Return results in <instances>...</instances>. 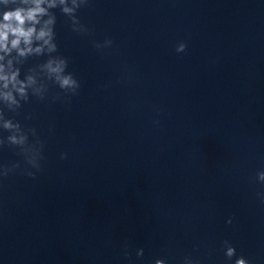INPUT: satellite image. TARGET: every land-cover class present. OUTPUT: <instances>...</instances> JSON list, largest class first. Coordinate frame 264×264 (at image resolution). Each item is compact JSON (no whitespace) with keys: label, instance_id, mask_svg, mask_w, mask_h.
Masks as SVG:
<instances>
[{"label":"clouds","instance_id":"clouds-1","mask_svg":"<svg viewBox=\"0 0 264 264\" xmlns=\"http://www.w3.org/2000/svg\"><path fill=\"white\" fill-rule=\"evenodd\" d=\"M92 0H0V149L12 148L19 160L0 163V184L9 177L20 174L35 179L43 171L45 142L37 128L16 119L25 104L33 98L39 102H70L79 94L81 82L68 70L69 59L59 52L55 26L59 9L70 30L77 35H91L92 29L83 23L78 15L82 8L91 5ZM97 50L111 49L113 40L92 41ZM185 42H179L175 51L183 53ZM46 57L43 62L25 65L30 58ZM56 87L58 92H52ZM24 121L34 119L26 114ZM159 124V121H154ZM52 128H49V133ZM3 133H7L4 135ZM61 153L60 159H66ZM252 182L264 185V170L257 171ZM264 204V191L256 193ZM228 224L232 223L229 218ZM228 264H253L245 256L237 255L233 244L225 239L221 242ZM211 254V253H210ZM132 250L125 241L123 257L131 264ZM137 258L144 256V248H136ZM235 258V259H233ZM154 264H168L166 258L155 259ZM181 264H199L191 255H185Z\"/></svg>","mask_w":264,"mask_h":264}]
</instances>
